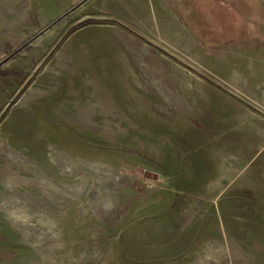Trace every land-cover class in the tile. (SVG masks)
<instances>
[{
    "label": "rangeland",
    "instance_id": "1",
    "mask_svg": "<svg viewBox=\"0 0 264 264\" xmlns=\"http://www.w3.org/2000/svg\"><path fill=\"white\" fill-rule=\"evenodd\" d=\"M81 1L0 0V264H264V0Z\"/></svg>",
    "mask_w": 264,
    "mask_h": 264
},
{
    "label": "water",
    "instance_id": "2",
    "mask_svg": "<svg viewBox=\"0 0 264 264\" xmlns=\"http://www.w3.org/2000/svg\"><path fill=\"white\" fill-rule=\"evenodd\" d=\"M85 0H82L81 2H79L78 4H76L75 6H73L72 8H70L69 10H67L66 12H64L62 15H60L56 20H54L50 25L46 26L45 28H43L42 30H40L33 38L37 37L38 35H40L42 32H44L45 30H47L52 24H54L56 21L60 20L61 18H63L66 14H68L70 11L74 10L76 7H78L82 2H84ZM32 38V39H33Z\"/></svg>",
    "mask_w": 264,
    "mask_h": 264
}]
</instances>
